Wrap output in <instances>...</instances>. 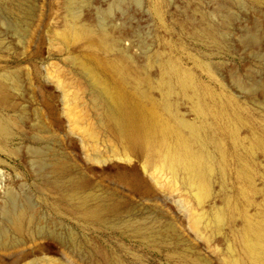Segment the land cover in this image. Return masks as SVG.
<instances>
[{"label": "rangeland", "instance_id": "1", "mask_svg": "<svg viewBox=\"0 0 264 264\" xmlns=\"http://www.w3.org/2000/svg\"><path fill=\"white\" fill-rule=\"evenodd\" d=\"M111 1L94 0L80 7L81 22L94 24L97 8L106 9ZM243 3L142 0L139 6L129 0L127 13L118 10L108 23L109 38L115 44L118 41L108 51L92 35V39L87 34L62 37L67 0H0V77H7L10 84L15 77L19 81L12 95L17 110L10 115L18 122L14 129L22 138L8 147L0 142V227L12 207L21 204L41 219L42 226L61 235L73 232L83 248L98 246L125 264L194 263L182 261L181 252L193 258L203 255L211 264H228L232 250L242 257L238 232L244 215H264V4ZM155 6L161 9V19L154 14ZM31 8L33 13L27 16ZM18 21H22L19 28ZM83 61L96 64L115 81L123 77L117 71L124 68L121 74L128 73L124 88L133 98L145 105L157 104L183 133L191 125L203 136L217 139L218 143L211 141L208 146L218 156L208 195L200 197L185 175L175 174L161 159L151 160L146 148L126 147L118 135L103 127L93 106V94L100 87ZM113 63L117 67L124 64L114 70ZM175 66L192 78L195 88L182 90L178 76L170 73ZM74 94L79 96L77 105L71 104ZM166 102L175 118L164 109ZM235 123L236 134L230 127ZM92 126L96 127L94 134ZM220 144L225 149L223 156ZM54 156H64L73 174L88 179L82 190L85 194L102 192L122 198L119 226L94 228L62 204L64 212H56L53 203L61 195L47 184L53 174L46 165ZM100 157L107 164L127 165V170L96 168ZM126 157L129 162L123 161ZM244 160L250 164L251 183L240 175L247 163ZM118 180L128 188L136 187L139 197L122 193ZM185 203L204 218L199 227L211 237L208 246L203 238L191 234ZM223 208L230 220L217 228L215 215ZM135 220L146 222L151 232L159 230L161 236L151 235L152 241H146L122 224ZM167 222L175 224V231L166 228ZM41 243L11 249L0 260L4 264H45V259L56 258L66 264V257L72 255L71 247L51 241L50 248L42 250ZM75 261L96 264L98 260L82 262L75 257Z\"/></svg>", "mask_w": 264, "mask_h": 264}, {"label": "bare ground", "instance_id": "2", "mask_svg": "<svg viewBox=\"0 0 264 264\" xmlns=\"http://www.w3.org/2000/svg\"><path fill=\"white\" fill-rule=\"evenodd\" d=\"M133 1L139 6L142 5V0ZM222 1L227 2L229 0ZM236 1L244 4L243 0ZM248 1L264 4V0ZM93 2L94 0H67L65 29L60 34L63 35L62 37L72 36L76 38L87 34L91 39L93 38L92 36H95L92 40L97 38L101 42L99 44H103V47L107 48L108 51L114 50L118 46L116 45L118 41L115 44L114 41L116 40L111 39V36L109 38L108 23L113 21V18L116 16L115 13L118 10L127 13L129 0H112L106 9L97 8L94 24H84L80 20V13L82 11L80 12L79 9L82 6H90ZM32 13V8L26 11L27 16H31ZM154 14L160 19L162 18L161 9L158 6L154 7ZM21 23L22 21H18L16 24L17 28L21 27ZM110 25H112V22ZM109 28L111 29V27ZM126 58L125 56L124 60H128ZM82 64L89 75L93 77L95 84L100 87L98 92L93 94V106L103 127L118 135L126 147L134 150L146 148L150 153L151 160L161 159L163 163L168 164L172 172L177 175H185L184 179L186 178L187 182L197 191L200 197L208 195L211 190V178L218 163V156L216 153L210 151V147L208 148V146L211 141L218 143L217 139H213L212 136H203L199 129L191 125H187L188 132L183 133L178 124H175V122H172L168 117L163 115L157 104L145 105L141 100L133 98L124 88L123 82L125 77L128 78V73L127 75L125 73L121 74L124 68L122 69L120 65L123 64L118 65L122 71L117 72L123 77H118L119 80L117 81L108 78L109 76L103 73L96 64L94 65L85 61ZM125 65L127 64L125 63ZM112 66L114 68L116 65L113 63ZM173 68L170 73L178 76V82L182 90L195 88L193 80L188 74L181 73L177 66ZM13 80L14 82L10 84L7 77H0V107L6 109V113L0 112V142L5 147H8L17 140H22L14 129V126H18V122L10 115V112L16 111L18 106L15 101L12 102V95L13 91L18 89L19 81L17 77ZM64 82L62 78H59V84L64 85ZM169 86L171 88L170 84ZM194 96L199 98V92L195 91ZM78 99V94H74L71 104L77 105ZM163 106L169 112L168 114H171L175 118L171 104L166 102ZM198 106L199 108L201 107L200 102H198ZM236 126V123L230 126L234 134H236ZM91 130V133L94 134L96 127L92 126ZM218 150L223 156L225 149L221 144ZM83 154L88 157L86 152L83 151ZM123 161L129 162V158L126 157ZM244 161L247 163H243L240 175L246 182L251 183L252 172L250 164L247 160ZM68 162L64 156H54L46 164L49 168L48 172L53 174L52 178L47 181V184L51 185V187L53 186L52 188L61 195L60 203L58 201V203H53L56 212H64L62 204L77 219L87 225H92L94 228L98 227L101 229V227L107 225L111 227L119 226L121 222L118 220V216L124 206L122 198L120 199L111 193L102 192L99 194H94L95 192L93 194H85L82 190L87 186L88 179L83 174H73L72 165ZM95 162L97 164L96 168L103 170L106 168H117L119 169L117 170L118 173L120 170L122 172L127 170V165L114 162L107 164L101 157L96 158ZM67 177L69 179L65 180ZM116 185L122 189V193L125 191L132 196L138 195L135 190L136 187L128 188L122 180H118ZM144 198L146 197H141V200H144ZM193 210L194 208L190 203H185L186 218L190 221L191 234L195 237L203 238V243L208 246L211 242V237L204 234L201 227H199L204 218L202 215H196ZM181 217L183 218L184 215H181ZM228 220H230V216L227 210L223 208L217 211L215 223H213L217 228H220ZM122 224L126 230L130 229L135 234L145 237L146 241H152L151 235L154 237L161 236L159 230L151 232L152 228L142 220L123 221ZM166 228L174 231L176 229L173 222H167ZM54 230H51L48 225L42 226L41 219L32 215L30 210L24 205L14 206L9 212V219L0 227V255L20 246L31 243L34 245L37 241H42L39 248L44 250V247L46 249L47 246L50 248V242L54 241L60 246L71 247L70 251L72 255H69L68 258L66 257L68 259V261L65 259L67 261L66 264H77L75 257L82 262L98 260L100 264H125L120 257L112 255L107 250L98 248V246L94 247L93 245L94 248L92 247L90 250L83 248L81 242L78 241L73 232L61 235ZM238 238L242 244L244 254L242 257L235 256L234 250L231 249L232 256L227 260V263L247 264V258L253 264H264V215H260L257 218V216L245 214L244 225L238 232ZM179 258L182 261L191 260L194 262L193 264H211L210 258L203 255L193 258L187 252H181L179 253ZM44 261L45 264H63L56 258H49ZM98 261L94 262L98 264ZM0 264L4 263L0 260Z\"/></svg>", "mask_w": 264, "mask_h": 264}]
</instances>
